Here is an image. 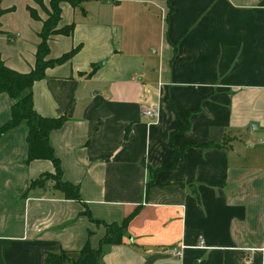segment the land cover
Returning <instances> with one entry per match:
<instances>
[{
    "label": "crops",
    "instance_id": "0c3cea01",
    "mask_svg": "<svg viewBox=\"0 0 264 264\" xmlns=\"http://www.w3.org/2000/svg\"><path fill=\"white\" fill-rule=\"evenodd\" d=\"M33 1L0 0V58L19 73L33 68L40 41ZM60 9L58 26L73 32L52 36L48 57L76 51L33 84L32 102L43 117H65L48 140L80 200L51 180L31 187L54 174L52 163L25 162L23 125L4 134L0 264H52L48 255H63L61 264H264V0ZM12 104L0 94V126ZM110 224L125 226L119 244L101 243Z\"/></svg>",
    "mask_w": 264,
    "mask_h": 264
},
{
    "label": "trees",
    "instance_id": "16d2710c",
    "mask_svg": "<svg viewBox=\"0 0 264 264\" xmlns=\"http://www.w3.org/2000/svg\"><path fill=\"white\" fill-rule=\"evenodd\" d=\"M82 0H51V10L47 11V18L42 21V27L38 33L39 44L35 52V62L33 68L27 73H19L8 68L0 58V94H6L13 100L10 109L9 120L0 126V138L8 131L23 125L26 129L27 156L26 163L35 160L50 161L54 167V174H44L31 183V187L41 185L46 180L54 182L55 190L59 191L64 199L79 201V189L77 186L61 181V168L58 159L54 156L49 145V134L51 131L59 129L65 117L46 118L39 115L33 107L32 87L33 84L42 80L46 76V70L61 65L68 61L76 50H72L56 59L49 58L48 40L55 35L70 36L73 32V25L59 27L60 3L66 2L75 6V2ZM33 19L38 16L28 9ZM1 14V11H0ZM93 69L85 74L88 77ZM209 145V144H207ZM206 145V146H207ZM181 158V149H173V162L176 163ZM125 235V226L110 224L106 225V234L101 239L102 244H119ZM89 250L86 245L81 254ZM63 256V255H62ZM62 256L45 257L46 263L61 264L65 261Z\"/></svg>",
    "mask_w": 264,
    "mask_h": 264
},
{
    "label": "rangeland",
    "instance_id": "374dc122",
    "mask_svg": "<svg viewBox=\"0 0 264 264\" xmlns=\"http://www.w3.org/2000/svg\"><path fill=\"white\" fill-rule=\"evenodd\" d=\"M79 2H75V5H78ZM34 8L32 11L38 15L41 13L44 16V20L47 18V11L51 10V0H34Z\"/></svg>",
    "mask_w": 264,
    "mask_h": 264
},
{
    "label": "built area",
    "instance_id": "2783aa9c",
    "mask_svg": "<svg viewBox=\"0 0 264 264\" xmlns=\"http://www.w3.org/2000/svg\"><path fill=\"white\" fill-rule=\"evenodd\" d=\"M143 115L149 118H156L158 117V112L154 109H146L143 111ZM182 247H171L166 249V252L174 257L181 256Z\"/></svg>",
    "mask_w": 264,
    "mask_h": 264
}]
</instances>
